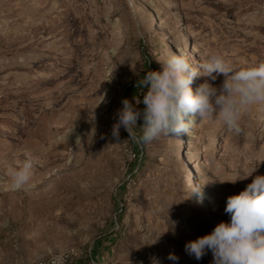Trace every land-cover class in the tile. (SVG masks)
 I'll list each match as a JSON object with an SVG mask.
<instances>
[{"label":"rangeland","instance_id":"rangeland-1","mask_svg":"<svg viewBox=\"0 0 264 264\" xmlns=\"http://www.w3.org/2000/svg\"><path fill=\"white\" fill-rule=\"evenodd\" d=\"M214 51L264 63V0H0V264H212L185 244L229 222L227 198L264 175V110L239 133L197 120L151 145L111 129L161 56ZM29 156L32 178L14 190L10 170Z\"/></svg>","mask_w":264,"mask_h":264},{"label":"clouds","instance_id":"clouds-1","mask_svg":"<svg viewBox=\"0 0 264 264\" xmlns=\"http://www.w3.org/2000/svg\"><path fill=\"white\" fill-rule=\"evenodd\" d=\"M157 63L160 70L148 71L137 82V87L146 90L141 94L143 99L134 96V103L123 99L122 107L114 114L111 137L116 143H121V128L128 133L127 140L151 145L162 137L187 134L197 120L208 119L239 133L244 118L253 109L264 110V63L239 66L219 51L208 53L198 63L184 52L161 56ZM220 76L223 81L216 86L213 82ZM197 78H203V83L193 91L191 85ZM141 103L145 106L142 110L137 107ZM141 118L143 124L138 127ZM34 167L31 156L13 167L9 173L11 188L18 190L27 185ZM256 171L254 165L227 182L247 179ZM203 186L193 185L191 194L202 195ZM225 212L230 221H222L211 233L187 242L185 252L200 260L211 251L212 264H264V175H256L244 191L229 196ZM167 258L173 262L179 259L174 253ZM153 264L159 261L153 259Z\"/></svg>","mask_w":264,"mask_h":264},{"label":"built area","instance_id":"built-area-1","mask_svg":"<svg viewBox=\"0 0 264 264\" xmlns=\"http://www.w3.org/2000/svg\"><path fill=\"white\" fill-rule=\"evenodd\" d=\"M36 264H69L66 257L62 255H51L43 257Z\"/></svg>","mask_w":264,"mask_h":264},{"label":"bare ground","instance_id":"bare-ground-1","mask_svg":"<svg viewBox=\"0 0 264 264\" xmlns=\"http://www.w3.org/2000/svg\"><path fill=\"white\" fill-rule=\"evenodd\" d=\"M192 188H193V187H192ZM192 188H191V190H192ZM203 200H204V199L202 198L201 201H203Z\"/></svg>","mask_w":264,"mask_h":264}]
</instances>
